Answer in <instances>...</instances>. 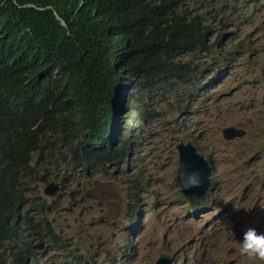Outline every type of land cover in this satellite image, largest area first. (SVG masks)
I'll list each match as a JSON object with an SVG mask.
<instances>
[{
  "label": "trees",
  "instance_id": "1",
  "mask_svg": "<svg viewBox=\"0 0 264 264\" xmlns=\"http://www.w3.org/2000/svg\"><path fill=\"white\" fill-rule=\"evenodd\" d=\"M219 1L0 0V251L24 264L47 240L75 257L32 193L38 168L56 156L77 170L105 166L98 155L111 147L110 127L130 108L127 145L111 164L169 131L171 120L158 121L175 85H190L217 48L231 62L234 46L206 15Z\"/></svg>",
  "mask_w": 264,
  "mask_h": 264
},
{
  "label": "rangeland",
  "instance_id": "2",
  "mask_svg": "<svg viewBox=\"0 0 264 264\" xmlns=\"http://www.w3.org/2000/svg\"><path fill=\"white\" fill-rule=\"evenodd\" d=\"M262 2L258 6L244 4L247 8L236 12L233 45L239 55L216 87L203 96L194 92L189 108L184 92L176 94L173 102H164L168 114L158 122L171 120L170 130L156 135V141L144 142L137 151L141 172L131 176V184L127 182L130 173L115 179L103 172L74 178L66 169L58 171L61 160L47 166V179L58 181L62 190L51 198L44 195L43 182L37 187L51 204L56 233L82 257L67 258L55 244L41 240L33 244L37 259L32 264H154L164 253L175 255L176 264H252L236 250L242 223L234 206L259 204L264 209ZM228 44L230 41H225ZM201 61L198 73L216 67L228 69L219 54ZM196 83L194 77L188 90ZM228 122L247 127L248 138L223 143L219 129ZM183 138L196 139L206 152L214 153L217 164L213 176L220 182L221 192L195 205L183 197L176 181V146ZM227 202L234 206H226ZM137 214L139 220L132 223ZM171 227L179 229L170 232ZM92 231L97 235L92 236ZM8 254L11 249L3 253Z\"/></svg>",
  "mask_w": 264,
  "mask_h": 264
},
{
  "label": "clouds",
  "instance_id": "3",
  "mask_svg": "<svg viewBox=\"0 0 264 264\" xmlns=\"http://www.w3.org/2000/svg\"><path fill=\"white\" fill-rule=\"evenodd\" d=\"M262 1L263 0H220L219 2L213 5L216 9L208 10L206 15L209 19V22L214 27V30L217 31L219 34L221 33L223 36H225L226 40H223V42L229 40L232 46L233 43L236 41V38L234 37L235 32L233 31V28H235L236 26V20L234 19V17L237 16L236 12L241 10L242 8H247L244 4L258 6L262 3ZM225 6L228 7L225 8ZM227 21L229 22L228 28H226ZM232 38H234V40H232ZM225 53V49L217 48L216 53L204 59H214L215 56L219 54L222 59V62L227 64L228 69L222 70L220 67H216L213 70H204L198 73L196 76H194L197 83L190 87L193 88L192 90H188V86L179 85V83L178 85H175L174 91L176 94L180 96L184 92L187 95V98H185V101L188 100L189 102L187 108L191 106V102L194 100L192 97L195 93H197V96H203L206 95V93L210 89L216 87L218 81L228 73L230 69L229 66L234 61L235 57L239 55L237 51H234L233 56L230 58L231 62H226ZM130 109L131 110L128 111V116L124 117L123 120L116 118V121L110 127L113 138V140H111V147L107 148L105 152L98 155L99 163H104L105 166H94L92 167L93 169H91V171H83L81 169L77 170L70 162V159L66 160L60 156H56L54 158L52 157L48 159V162L44 166L38 168V179H34L30 183V186L33 189L32 193L42 199L48 211L53 213L51 204L48 203L47 199L43 196L42 190L37 187V184L38 182H43L44 186H47L48 184H56L59 186V192L56 195H50L45 192L47 187L50 185L45 187L43 193L47 197L55 198L60 194L62 190L61 184L58 181L50 182L51 180H48L46 177V175L50 174V172H48L47 166H52L54 161L61 160L63 163L60 165L58 171L66 169L69 171L67 174L74 178L88 174L89 172H93L94 175H97L102 172L106 173L109 179H115L118 175L130 173L131 175L128 178L127 182L128 184H131V176L141 172L139 166V159L137 157V151H135L129 159L122 163L118 162L116 164H111L110 161L112 154L118 158V151L125 145H127L128 140L123 139L125 138V135L129 134L128 126H132V123H130L129 119H131L132 115H137V111H135L134 108ZM125 114L126 113L124 112L123 115ZM249 134L250 131L247 127L237 124L235 122H228L226 124H223L219 129L220 139L225 144H232L237 141H243L248 138ZM179 145L186 147L191 146L194 149L191 161L188 162L187 159L183 158L182 152L178 148ZM176 149L178 155V171L176 181L178 182L181 188V194L189 203L195 205L197 202L205 200L206 198L211 196L214 192H221V188H219L220 182L215 180L213 176L217 168L213 152H206L196 142V139L186 138L178 140ZM82 150L83 149L80 148V151ZM54 152L56 151L51 150V153H53L52 156L54 155ZM46 155L47 154H45V156ZM33 158L34 161L37 160L38 153H34ZM185 190H189L193 192V194L185 192ZM202 190H205V192L203 194H200ZM221 203L223 204V202ZM225 205L230 207L234 206L231 202H227ZM234 207L238 212L242 223L240 241L239 245L237 246L238 248L236 247L237 253L240 254L242 257L247 258L249 261H252V264H264V209H262L261 205L259 204H255L254 207L250 208H240L238 206ZM196 214L197 213H195V215ZM139 218L140 214L134 215L132 217L131 222H137ZM90 233L92 236L97 235L96 231H92ZM34 248L36 247H32L30 253L28 254L26 263L24 264H32V261L34 259H37V253L33 251ZM5 252H8V250L0 251V264H16V260L14 257H11V254H8L6 256L3 255V253ZM75 256L79 257V255L76 253ZM164 258L169 259L172 264H176L175 255L166 253L159 254L156 257L154 264H157L159 260H162ZM33 264L38 263L34 262ZM180 264H184V262H181Z\"/></svg>",
  "mask_w": 264,
  "mask_h": 264
},
{
  "label": "water",
  "instance_id": "4",
  "mask_svg": "<svg viewBox=\"0 0 264 264\" xmlns=\"http://www.w3.org/2000/svg\"><path fill=\"white\" fill-rule=\"evenodd\" d=\"M178 148L182 152L183 158L187 159L188 162L192 160L194 149L191 146L186 147V146L179 145ZM48 185H50V184H48ZM45 192L47 194H50V195H56L59 192V186L56 184H51L50 186L47 187ZM185 192L193 194V192H191L189 190H185ZM204 192H205V190H202L200 192V194H203ZM157 264H172V262L169 259L164 258L162 260H159Z\"/></svg>",
  "mask_w": 264,
  "mask_h": 264
},
{
  "label": "bare ground",
  "instance_id": "5",
  "mask_svg": "<svg viewBox=\"0 0 264 264\" xmlns=\"http://www.w3.org/2000/svg\"><path fill=\"white\" fill-rule=\"evenodd\" d=\"M263 3V2H262ZM139 92H141V91H139ZM149 95V94H148ZM150 103V102H149ZM156 103V102H155ZM145 105H147V104H144V106ZM149 105V104H148ZM153 106V105H152ZM151 110V109H150ZM148 113V112H147ZM234 144V143H233ZM237 145L239 144V143H236ZM246 164V163H245ZM258 189H259V187H258ZM41 202V201H40ZM43 205V204H42ZM39 206V205H38ZM41 208H43V207H41ZM42 210V209H41ZM43 211V210H42ZM41 215V214H40ZM42 218H43V216H42ZM226 218V217H225ZM225 218H223V219H225ZM142 227V226H141ZM141 229V228H140ZM140 229H138L137 231H139ZM53 244V243H52ZM189 255V254H188ZM249 263V262H248Z\"/></svg>",
  "mask_w": 264,
  "mask_h": 264
}]
</instances>
